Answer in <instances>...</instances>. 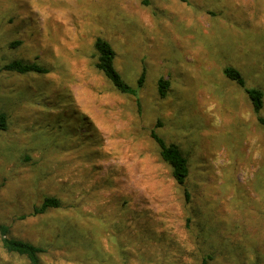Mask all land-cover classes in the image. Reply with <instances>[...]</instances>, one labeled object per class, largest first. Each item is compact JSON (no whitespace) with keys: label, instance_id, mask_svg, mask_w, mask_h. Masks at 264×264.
I'll return each mask as SVG.
<instances>
[{"label":"rangeland","instance_id":"rangeland-1","mask_svg":"<svg viewBox=\"0 0 264 264\" xmlns=\"http://www.w3.org/2000/svg\"><path fill=\"white\" fill-rule=\"evenodd\" d=\"M96 36L133 94L95 68ZM14 59L48 71L0 70V223L43 264H264V0H0ZM151 130L186 157L187 199ZM0 264L28 261L0 239Z\"/></svg>","mask_w":264,"mask_h":264},{"label":"trees","instance_id":"trees-1","mask_svg":"<svg viewBox=\"0 0 264 264\" xmlns=\"http://www.w3.org/2000/svg\"><path fill=\"white\" fill-rule=\"evenodd\" d=\"M14 44H12L13 46ZM95 49V68L103 74L110 84L119 92L126 94H133L134 89L131 88L122 78L118 69L114 64L115 51L111 44L104 38L96 36L93 41ZM0 70H6L16 72L19 74L35 72L45 73L48 68L36 63L26 62L20 59L10 60L5 63ZM228 77L236 81L239 85L244 86L245 81L242 74L233 69H225ZM144 78V72H141L137 79V84L142 85ZM168 81L160 78L158 81V92L161 96H164L167 90ZM245 92L251 101V109L255 114H259L263 105V92L259 87H245ZM261 120V119H260ZM6 115L0 113V129L6 127ZM151 137L157 143L159 147V155L161 159L170 168L171 176L176 184L183 187L184 196L187 199L189 193L185 187V182L188 174L187 159L182 154L180 149L175 143H167L162 137H160L154 130L150 132ZM59 201L54 196H45L42 202L33 208L32 214H38L44 212L49 207H57ZM0 239L2 247L9 253H13L24 257L28 264H43L40 258V254L45 252V248L36 245L32 242L14 237L10 234L9 226L0 223ZM202 264H207L206 259L203 260Z\"/></svg>","mask_w":264,"mask_h":264}]
</instances>
